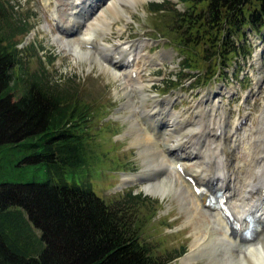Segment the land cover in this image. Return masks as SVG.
<instances>
[{
	"label": "rangeland",
	"instance_id": "obj_1",
	"mask_svg": "<svg viewBox=\"0 0 264 264\" xmlns=\"http://www.w3.org/2000/svg\"><path fill=\"white\" fill-rule=\"evenodd\" d=\"M3 1L10 14L9 17L6 16L4 28L11 30V26L24 23L26 28L29 27L27 30L19 31L13 38L29 70L45 67L49 78L58 81L63 88L70 87L78 91L72 95L79 101L78 108L83 107L85 111L90 109L86 113L88 119L81 123L88 136L85 146L87 161L85 166L75 171L77 178L84 176L90 180L96 192L109 202L122 198L129 190L142 194L143 200L133 206L131 217L137 224H141L143 229L141 235L153 256L157 258L158 264H210L208 256L211 255V251L207 248L211 247L212 251H215L213 244L204 249L206 254L203 252L196 254L189 262L183 259L195 249L193 244L196 237L202 238L208 234L209 229L205 225L206 222L212 223L213 217L205 212H199L197 216L192 214L193 212L189 214L182 197L172 188L162 196L147 193L145 186L150 183L148 176H158L155 179L157 180L162 176L171 177L173 173L176 174L169 167L174 161H181L192 172V169L201 165V162L205 163L206 154H209L210 160L213 161L208 172L215 173L217 168L214 158H217L220 151L213 150L216 146L210 143L218 141L222 135L215 131L219 126L220 117L227 118V135L239 118L243 121L245 130L252 133V137L257 135L253 139L256 143L261 142L260 149L263 148L264 127L263 131H254L261 127L260 115L264 113V83L258 86L253 74L261 73L264 76V66L248 65L247 62L251 58L244 59L239 55V60L235 59L234 62L232 59L231 65L226 67V70L229 69L227 77H217L206 84L200 83L196 77L181 70L183 55L170 29L172 26L170 10L174 6L180 10L185 9L186 2L183 0H170L171 2L165 3V6L169 7V10L165 11L156 10L154 6L155 3L166 0H140L136 4L121 2L125 14L116 13L114 16L103 13L97 23L117 17L112 18L109 22L111 29H107L103 35L106 46L119 47L115 53L120 56H122L120 49L123 48L119 45L120 42H138L142 47L140 50L142 56L136 60V65L140 68L139 79L145 84L147 94L145 110L161 118L162 122L165 121L164 128L173 126L169 125L173 123V117H177L182 123L178 126L183 127L180 130L182 134L175 132L171 136L172 143L175 139L181 140L179 146H175L170 152L163 151L170 161L169 165L154 169L149 166V158L142 154L141 144L133 142L132 109L134 106H141L138 104L139 94L133 93L134 86L130 87L132 97H128L123 91L128 84H135L137 81L129 83L127 76H113L100 64L101 62L76 55L74 50L78 46L80 36L84 35L89 27L84 22L76 29L75 24L71 23L69 15L73 10V0ZM51 6L59 10L61 21L54 20ZM94 10L97 11V8H93L90 17L95 15ZM101 12L102 9L97 14ZM94 34L96 35L95 32ZM64 40L71 41L66 43ZM80 44L85 47L82 42ZM96 45L95 43L88 47L93 49L97 47ZM124 56L126 57L123 54ZM258 79L261 80V76ZM19 84L18 92L22 85L21 81ZM141 108L143 109L142 106ZM137 112V116L141 117L140 110ZM150 123L155 126V122ZM208 125H213L212 129L207 130L208 135L213 136L211 141H208V137L202 140L203 136H200L199 128L204 131L208 129ZM191 129L192 131H189ZM195 130L200 132L194 134ZM187 136H190V141L184 140ZM157 138L162 151L164 142L160 137ZM253 139L247 135L241 142L242 146L240 143L230 142L234 150L233 157L228 159L229 164L232 169L235 168L234 170L239 172V176L243 175L247 168L242 162L249 163L253 158L245 149L251 145ZM221 147L224 148L223 145ZM196 148L199 151L198 156L185 155V150ZM176 150H180V153L175 157ZM261 153V150L256 152L258 155ZM13 157L17 159L15 155ZM154 158L150 159L152 164L156 163ZM37 163L21 161L18 166H1L0 180L40 177L42 168H36ZM233 204L236 205L235 202ZM36 231L38 235L41 234L38 228ZM226 242L227 250L231 245L235 247L230 241Z\"/></svg>",
	"mask_w": 264,
	"mask_h": 264
},
{
	"label": "trees",
	"instance_id": "obj_2",
	"mask_svg": "<svg viewBox=\"0 0 264 264\" xmlns=\"http://www.w3.org/2000/svg\"><path fill=\"white\" fill-rule=\"evenodd\" d=\"M183 1L185 9L170 10L181 70L200 83L226 76L230 61L250 52L247 29L264 27V0ZM167 2L154 8L169 10ZM9 15L0 0V167L29 161L42 169L40 177L0 180V264H158L131 217L142 194L109 202L75 175L87 161L81 123L90 109L78 108V91L45 67L29 70L13 40L29 27L4 28Z\"/></svg>",
	"mask_w": 264,
	"mask_h": 264
},
{
	"label": "bare ground",
	"instance_id": "obj_3",
	"mask_svg": "<svg viewBox=\"0 0 264 264\" xmlns=\"http://www.w3.org/2000/svg\"><path fill=\"white\" fill-rule=\"evenodd\" d=\"M96 1L98 2L96 3ZM138 1L140 0H73V10L70 13L69 18L71 19V23L75 24L76 29L79 26L81 27L84 22L87 23L89 27L88 31L84 33V35L80 36L78 46H76V50H74L77 56L81 55L83 57H90L92 60L101 62L100 64H102L106 70L110 71L113 76H127L129 83L137 81L135 84H128L129 86H126L123 89L124 93L128 97H132L133 93L139 94L138 98L140 99L138 102L140 103L138 104L143 107L142 109L141 106L135 107L132 105L134 106L132 109L134 121L131 123V126L133 127V142L141 144L142 154L149 158V166L154 167V169H158L164 165H169L170 161L164 152L167 149L170 150L181 143L180 139H175L174 143H172L173 139L171 136L175 132L182 134L180 130H182L183 127H178L182 125V123L181 121L177 120V117H173V123L169 124L173 126L160 129V126L157 124V122H159V118H156L151 112L145 110V100L147 98V94L144 89V82L139 79L140 68L138 65H136V60L142 56L140 55V50H142V47H140L138 42H120L119 45L123 46V48L120 49L122 54V56H120L119 54L115 53L118 52L117 50L119 47H108L105 45L103 40V35L105 34L106 30L111 29L109 22L112 21V18L117 19V17H111V19L108 21L103 22L104 20H101L99 23H97V20L101 19V15H103V13L110 15H114L116 13L125 14L124 8L121 6V2L136 4ZM87 3H94V5H87ZM88 6H90L89 10L85 12L81 10L82 8H86ZM93 8H97V11L94 10L95 15L90 17ZM101 9L102 12L97 14ZM50 10L54 20L61 21L59 10L55 9L53 6H51ZM86 12L89 13L86 15L82 14ZM68 31L70 32L69 29ZM92 40H94L92 43H96L97 47L89 49L88 45L92 44L90 42ZM64 41L67 43L71 40ZM81 42L85 44V47L81 46ZM102 52L104 53L103 55ZM132 53V57L134 59L133 64H125L124 61L129 62V58H126L125 56L123 57V54L129 56L132 55ZM122 57L124 59H122ZM255 79L258 82L260 81L257 76ZM131 86L135 87L133 93L130 90ZM156 105L155 107H157ZM137 110H140V113L142 114L141 117L137 116ZM260 116L261 127L256 128L254 132H260V130H262L264 127V113H262ZM226 119L227 118L225 117H220L218 119L219 126L215 129V131L216 133H222V135L218 141H213L210 143L216 146L213 150L217 149L220 151L217 155V158L213 157L214 160H216L217 170L215 173L209 174L208 172L209 168H212L213 162L210 160L209 154H206L207 160H205V163L201 162V165L192 169V172L197 174L199 178L192 172L190 173L188 167L184 164L178 161L171 162L169 167H171L176 174L173 173L171 177L162 176L164 178L161 177L162 179L159 178L157 180L155 179L158 178V176H148L150 183L146 184L145 186L146 192L153 195L160 194L164 196L167 190L172 188L176 194H179L180 197H182L189 214L193 212L192 214L197 216L199 212H205L206 214L213 217V222H206L205 225V227L209 229L208 234L202 236V238L196 237L197 239L193 244L195 249L186 255V257L183 259L184 261L189 262L196 254L199 253L206 254L207 252L204 249L209 244H213V250L215 251H212L211 247L207 248L209 249L208 251H211L212 255L208 256L210 264H264V145H262L263 148L260 149L261 142L256 143L255 139H253L256 138L257 135L252 137V133L248 130H245V125L240 122L239 118L235 121L230 129V133L227 135ZM150 122H155V126L153 127ZM144 123H147V125ZM212 126L208 125V129L204 131L199 128L201 132L195 130L194 134L200 132V136H207L208 141H211L213 140V136L208 135L209 132H207V130L212 129ZM185 130L187 131V129ZM158 131H161L159 133V137L163 139V142L165 141V147L162 151V148L160 149L158 144ZM189 131H192V129ZM247 135L250 139H253V142L245 149L250 156H253V158L249 163L242 162L244 166L247 165V168L245 171H243V175L239 176V172L235 171V168L232 169L229 164L228 159L233 157L234 150L230 142H239L240 146H242L241 142L244 140V138H247ZM184 140L190 141V136H187L184 138ZM221 145H223L224 148H222ZM198 147L200 148L201 146ZM196 149L185 151V155L188 154L190 157H193V155L198 156L199 151L198 148ZM259 150H261L262 153L258 155L256 152ZM153 157H155L154 159L156 160V163L154 162V164H152L150 161V159ZM178 163L180 164V168L177 165ZM188 173L191 174L193 179L187 178L186 174ZM204 183L208 184L209 186H214L217 184L224 189V194L226 197L225 204L229 214H226L224 209H221V211L220 209L212 210L208 207L205 208V197L201 196L195 187V185H201ZM233 202H235L236 205H234ZM250 212L260 217L263 227L256 233L255 238L257 239L249 240L247 242L246 240H243L245 242H242L240 232L247 225L248 220L246 219L245 215ZM232 221L237 222V224L240 223L241 231H234L232 229V225L230 223ZM226 241H230V243L235 245V247L231 245V247L227 250L225 245Z\"/></svg>",
	"mask_w": 264,
	"mask_h": 264
}]
</instances>
